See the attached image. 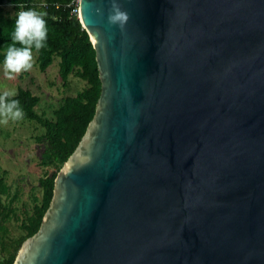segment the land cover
<instances>
[{
  "label": "water",
  "instance_id": "95a60500",
  "mask_svg": "<svg viewBox=\"0 0 264 264\" xmlns=\"http://www.w3.org/2000/svg\"><path fill=\"white\" fill-rule=\"evenodd\" d=\"M118 3L78 0L101 91L13 264H264V0Z\"/></svg>",
  "mask_w": 264,
  "mask_h": 264
},
{
  "label": "trees",
  "instance_id": "16d2710c",
  "mask_svg": "<svg viewBox=\"0 0 264 264\" xmlns=\"http://www.w3.org/2000/svg\"><path fill=\"white\" fill-rule=\"evenodd\" d=\"M29 9L48 14L47 47L33 48L39 71L44 72L58 57L62 85H68L71 75L84 85L62 97L52 116L35 110L39 95L28 87L16 89L24 119L42 128L35 140L43 145L38 164L44 171L38 178L39 193H32L28 201L21 200L18 188L6 182L7 171L0 173V264H13L22 242L38 230L52 198L54 178L85 133L101 91L95 49L78 18V0H0V63L12 43L17 13Z\"/></svg>",
  "mask_w": 264,
  "mask_h": 264
},
{
  "label": "rangeland",
  "instance_id": "374dc122",
  "mask_svg": "<svg viewBox=\"0 0 264 264\" xmlns=\"http://www.w3.org/2000/svg\"><path fill=\"white\" fill-rule=\"evenodd\" d=\"M33 56V69L21 73L13 80L5 77L4 63H0V92L6 89L16 90L18 86L28 87L40 96L35 110L52 116L53 109L58 106L61 98L74 94L83 87L84 82L71 75L68 85L63 86L58 74L59 58L55 57L53 63L41 72L36 64L35 51ZM41 132L40 126L26 119L9 120L7 124L0 123V173L3 170L7 171L6 182L12 189L18 188L23 201H28L32 193H39L38 178L44 168L38 163L43 145L37 142L35 137Z\"/></svg>",
  "mask_w": 264,
  "mask_h": 264
},
{
  "label": "clouds",
  "instance_id": "9594fccd",
  "mask_svg": "<svg viewBox=\"0 0 264 264\" xmlns=\"http://www.w3.org/2000/svg\"><path fill=\"white\" fill-rule=\"evenodd\" d=\"M47 15L46 12L34 9L21 10L17 13L14 30L11 33L12 43L7 46L4 58V73L8 80H13L21 73L33 69V48L39 51L47 47L48 29L45 20ZM128 19V13L121 9L118 0H111L108 23L122 29ZM17 44L21 46L17 47ZM16 96L15 89L0 92V123L7 124L9 120L24 119L23 107Z\"/></svg>",
  "mask_w": 264,
  "mask_h": 264
}]
</instances>
